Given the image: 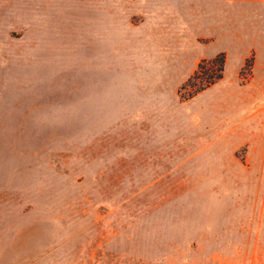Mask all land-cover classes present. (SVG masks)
<instances>
[{
  "label": "rangeland",
  "instance_id": "374dc122",
  "mask_svg": "<svg viewBox=\"0 0 264 264\" xmlns=\"http://www.w3.org/2000/svg\"><path fill=\"white\" fill-rule=\"evenodd\" d=\"M0 264H264V0H0Z\"/></svg>",
  "mask_w": 264,
  "mask_h": 264
},
{
  "label": "trees",
  "instance_id": "16d2710c",
  "mask_svg": "<svg viewBox=\"0 0 264 264\" xmlns=\"http://www.w3.org/2000/svg\"><path fill=\"white\" fill-rule=\"evenodd\" d=\"M206 64L205 61H200L197 65H196V68L195 70L193 71L192 75L188 78L187 82L190 80V79H195L197 78L198 76H200L201 74H207L209 73V77L205 80V85L204 87L208 86V85H211L215 80L219 79V74L213 76L214 74H211L210 73V66H206L204 65Z\"/></svg>",
  "mask_w": 264,
  "mask_h": 264
}]
</instances>
